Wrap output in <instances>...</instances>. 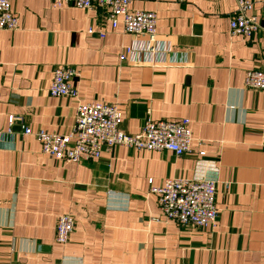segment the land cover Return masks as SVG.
Listing matches in <instances>:
<instances>
[{"label": "crops", "instance_id": "0c3cea01", "mask_svg": "<svg viewBox=\"0 0 264 264\" xmlns=\"http://www.w3.org/2000/svg\"><path fill=\"white\" fill-rule=\"evenodd\" d=\"M10 2L20 24L0 31V264H264V93L245 84L264 66L260 6L250 15L261 30L238 38L229 32L235 0L136 2L158 19L149 56L146 39L112 30L105 9ZM61 66L79 72L78 100L51 97ZM79 103L117 105L131 135L147 118L191 120L192 153L123 147L65 164L24 135L23 126L69 133ZM175 178L215 182V227L165 219L150 184ZM62 215L75 220L64 245Z\"/></svg>", "mask_w": 264, "mask_h": 264}, {"label": "built area", "instance_id": "2783aa9c", "mask_svg": "<svg viewBox=\"0 0 264 264\" xmlns=\"http://www.w3.org/2000/svg\"><path fill=\"white\" fill-rule=\"evenodd\" d=\"M56 9L73 6L80 10L105 9L106 20L112 30L120 24L126 34L144 37V51L149 56L158 52L156 29L158 19L155 13L133 10L136 2L149 3L151 0H47ZM183 1V0H179ZM236 13L230 21L229 32L233 37L251 38L261 30L257 16L250 15L255 6H260L264 20V0H235ZM19 20L15 16L10 0H0V31L17 32ZM89 33H93L89 30ZM104 39L105 34L100 33ZM131 54V51H129ZM125 60V57H121ZM79 72L68 67H57L53 71L50 95L52 98L79 99V91L73 81ZM246 88L264 93V66L248 72ZM140 133L131 135L121 130V113L117 105L107 103H79L72 130L64 135L48 134L45 131L32 133L24 127V135L33 136L40 143L42 154L65 164H78L100 159L104 151L114 148L134 151L170 152L177 157L191 155L194 137L191 120L177 122L145 120ZM23 124L22 118H11L9 125ZM204 156V155H202ZM151 194L165 219L180 228L207 229L215 227L218 218L216 205L217 190L212 180L170 179L158 188L150 184ZM56 242L67 244L75 230V220L62 215L56 223Z\"/></svg>", "mask_w": 264, "mask_h": 264}]
</instances>
